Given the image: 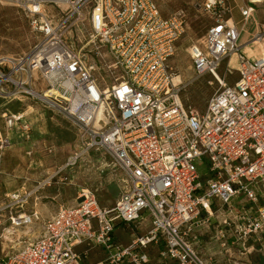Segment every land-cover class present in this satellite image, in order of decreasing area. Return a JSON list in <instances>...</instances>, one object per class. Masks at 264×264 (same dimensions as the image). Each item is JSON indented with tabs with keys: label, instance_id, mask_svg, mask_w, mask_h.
Listing matches in <instances>:
<instances>
[{
	"label": "built area",
	"instance_id": "obj_1",
	"mask_svg": "<svg viewBox=\"0 0 264 264\" xmlns=\"http://www.w3.org/2000/svg\"><path fill=\"white\" fill-rule=\"evenodd\" d=\"M7 1L37 40L25 53L0 55L5 127L26 136L24 114L7 106L37 98L78 126V145L62 167L103 151L124 178L112 206L81 189L48 218L24 207L31 191L0 195V264H81L96 245L108 253L107 264H214L198 250L211 228V200L232 216L221 224L229 229L219 227L211 241L226 253L238 247L240 255L250 248L264 255V53L240 52L239 30L223 17L230 12L225 0L203 3L216 19L202 44L190 47L193 70L219 83L202 113L186 107L173 84L170 59L185 32L183 14L163 16L154 0ZM253 10L241 9L243 19ZM228 56L221 77L217 71ZM113 71L118 75L108 84ZM34 82L44 89L36 91ZM10 144L0 135V167ZM202 159L209 171L203 182L196 164ZM238 196L244 200L235 210L231 201ZM145 217L144 233L132 234L127 244L115 240L119 224L137 227Z\"/></svg>",
	"mask_w": 264,
	"mask_h": 264
},
{
	"label": "rangeland",
	"instance_id": "obj_2",
	"mask_svg": "<svg viewBox=\"0 0 264 264\" xmlns=\"http://www.w3.org/2000/svg\"><path fill=\"white\" fill-rule=\"evenodd\" d=\"M154 1L163 16L183 14L185 32L177 41L175 53L170 59L174 72L173 84L182 103L202 113L219 90V83L212 74H198L193 70L189 52L192 45L202 44L206 30L216 16L202 7L206 0ZM255 1L258 2L255 15L264 21V0ZM227 14L223 17L227 18ZM247 27L251 28V25ZM36 40V34L31 31L21 11L7 0H0V55L25 53ZM235 56L223 60L217 71L219 76L224 75L229 58L231 65L236 67ZM117 75L118 71H113L106 83H114ZM234 76L227 77L226 81L232 82ZM34 84L36 91L44 89L43 84ZM21 99L23 101L12 100L7 108L11 112L24 114L23 121L29 128L26 136H22L21 128H6L4 120L0 118V135L10 138L11 143L2 150L0 195L31 191L24 207L37 209L43 218L50 217L59 206L72 204L81 189L90 190L101 206H112L121 190V180L124 178L122 170L114 165L108 154L95 150H90L74 166L62 167L78 145V126L59 108L47 107L31 96ZM196 164L199 180L203 182L204 177L209 175L208 163L202 159ZM214 216L215 213L212 218ZM212 223L217 224V221ZM128 233V228L118 227L114 231V238L120 244H127L130 238ZM209 247L207 255H199L203 259L212 256L214 264H264V255L261 254L253 253L245 260L234 259L230 254L220 259L215 253L217 248L212 244ZM236 252L233 248V255ZM108 256L104 248L96 245L82 258L81 264H107Z\"/></svg>",
	"mask_w": 264,
	"mask_h": 264
},
{
	"label": "crops",
	"instance_id": "obj_3",
	"mask_svg": "<svg viewBox=\"0 0 264 264\" xmlns=\"http://www.w3.org/2000/svg\"><path fill=\"white\" fill-rule=\"evenodd\" d=\"M225 1H226L225 5L228 6V8L230 9V12H228L227 14V18H229L230 21H232V23L237 27L240 33V37H239L240 52L244 53L249 58H253V57L260 55L261 53H264V37L255 39L257 34L264 32V21L260 20V17H257L255 15L257 11L256 9L257 3H253V4L249 3L248 0H225ZM247 6L253 7L254 10L251 13V15L246 20H244L241 15L240 10ZM248 25H251V28H248L247 27ZM261 195L264 196V193H261ZM243 200L244 198H242V196L235 197L231 201V206H233L235 210L236 208L238 210L240 205H242L241 203ZM208 206L211 212L213 214L215 213V216H214L215 218H211L210 220L212 228H210V230L207 232L204 231L205 233L203 232L200 236V245H199L198 250L202 257L209 253V248H211L209 247L210 244H212L215 248H217L215 253L217 257H219L220 259H225L226 255L230 254V257L232 256L234 257V259L237 258V259L245 260L249 255L253 253L261 254L258 252L256 248H250L249 249V251L251 250L250 253L245 254V255H240V253H238V249H239L238 247L235 248L237 252L234 255L232 251L231 253L225 252V254H223L224 250L222 249V246L218 243V241H211V240L214 236V233L219 227H221L222 229H226V230L229 229L228 227L222 226L221 224L224 221V219L230 217V214L228 215L227 213L228 211L226 210V207L221 206L217 200H211ZM244 206L246 208H250L252 204L247 203V204H244ZM205 215H206L205 210H202L199 217L203 218L205 217ZM143 216H145V214ZM230 218L232 219V216ZM215 221H217V224L212 223ZM121 226L128 228L129 230L128 234L130 236L129 241H130V239L132 238V234L138 235V234H142L145 232V230L149 226V218L145 217L137 227H132V225L130 226L126 224H119L116 228L121 227ZM228 241L229 243L232 242L233 238H229Z\"/></svg>",
	"mask_w": 264,
	"mask_h": 264
},
{
	"label": "bare ground",
	"instance_id": "obj_4",
	"mask_svg": "<svg viewBox=\"0 0 264 264\" xmlns=\"http://www.w3.org/2000/svg\"><path fill=\"white\" fill-rule=\"evenodd\" d=\"M252 2H255V3H258V2H256L255 0H252ZM259 39V38H258ZM254 51V50H253ZM236 57V56H235ZM234 61V60H233ZM232 63V62H231ZM205 202V201H204ZM206 203V202H205ZM207 209H208V211H211L210 209H209V206H207Z\"/></svg>",
	"mask_w": 264,
	"mask_h": 264
}]
</instances>
